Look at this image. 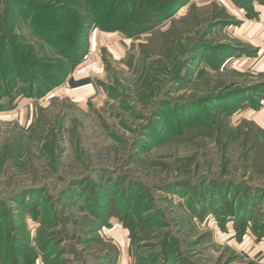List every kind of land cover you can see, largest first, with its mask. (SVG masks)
Instances as JSON below:
<instances>
[{
    "label": "rangeland",
    "instance_id": "rangeland-1",
    "mask_svg": "<svg viewBox=\"0 0 264 264\" xmlns=\"http://www.w3.org/2000/svg\"><path fill=\"white\" fill-rule=\"evenodd\" d=\"M87 6L0 0V264H264V0H174L134 33Z\"/></svg>",
    "mask_w": 264,
    "mask_h": 264
},
{
    "label": "trees",
    "instance_id": "trees-1",
    "mask_svg": "<svg viewBox=\"0 0 264 264\" xmlns=\"http://www.w3.org/2000/svg\"><path fill=\"white\" fill-rule=\"evenodd\" d=\"M86 1L88 2V6L85 9L86 12L85 19L87 20L88 18L92 19L93 20L92 22H96L97 26H99L101 29L105 31L113 32L116 30H122V31H126L127 33H134L136 32L137 30L136 28L138 27L141 29L144 26H148V24L151 23L153 24V22L156 21L158 18H160L161 15L165 14L164 10H166V12H169L170 10L169 8L174 2V0L170 2L169 5L165 7L166 9L164 8V10H155L153 9V6L150 5L151 7H149L148 12H143V11L142 13L136 12L138 14H136L135 16L134 11L137 8L143 9V6L142 7L140 5L138 6V4L134 3L133 0H86ZM62 2L63 3H59V4L65 5V2L64 1ZM49 5L50 6L52 5L53 7L54 6L61 7L68 13H77V15L80 18L78 22L72 24L71 26L72 33L71 35H68V37H65L67 36V32L65 31L66 29L64 28L62 30L57 27H51L52 31L50 29H45L48 35L52 34L53 43H55L56 40L58 39L56 37L57 34L60 35L62 34L61 36H63L67 42L69 40V44H67V48H68L67 61L70 63V69L76 68V66L80 64V61L82 60L88 48V40L86 45L84 44V40L88 39V35H82L86 31L85 29L86 27L85 28L83 27L84 23L82 22V20H84L82 17L84 16L81 15V13H79L78 11L70 10V8L68 7L57 6L51 3H49ZM149 12L150 14H148ZM108 19H111L112 21H108ZM127 26L131 27L132 29H129ZM82 30H84L83 33ZM59 40L60 39H58V41ZM70 72L69 73L66 72L67 74L65 73L66 77L69 76ZM18 79L22 80L23 91H26L27 94L31 97L36 95L37 88L33 87V85L34 83L35 85L36 84L39 85V82H34L33 77H31L30 79L27 78L25 79L18 78ZM90 82L91 79L89 77H84L81 79H74V78L70 79V83L74 88L89 84ZM0 109H2V106H0ZM54 143L55 142L52 141L53 145ZM48 150L50 151L51 149ZM96 208L97 211L100 210L99 207Z\"/></svg>",
    "mask_w": 264,
    "mask_h": 264
},
{
    "label": "built area",
    "instance_id": "built-area-1",
    "mask_svg": "<svg viewBox=\"0 0 264 264\" xmlns=\"http://www.w3.org/2000/svg\"><path fill=\"white\" fill-rule=\"evenodd\" d=\"M92 58H93V51H92V49H90L89 52L85 55L83 61L80 64L81 65L88 64V63H90L92 61ZM67 84L69 86V83H67Z\"/></svg>",
    "mask_w": 264,
    "mask_h": 264
},
{
    "label": "crops",
    "instance_id": "crops-1",
    "mask_svg": "<svg viewBox=\"0 0 264 264\" xmlns=\"http://www.w3.org/2000/svg\"><path fill=\"white\" fill-rule=\"evenodd\" d=\"M81 66V65H80ZM80 66H78V68L80 67ZM77 67V66H76ZM76 70H77V68H76ZM71 78H74V79H79V78H77L75 75H73V74H71V76H70V79ZM81 78H84V77H81Z\"/></svg>",
    "mask_w": 264,
    "mask_h": 264
}]
</instances>
